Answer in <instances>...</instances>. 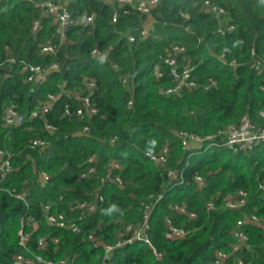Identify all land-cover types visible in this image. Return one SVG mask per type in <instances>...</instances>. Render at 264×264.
Masks as SVG:
<instances>
[{"label": "trees", "instance_id": "trees-1", "mask_svg": "<svg viewBox=\"0 0 264 264\" xmlns=\"http://www.w3.org/2000/svg\"><path fill=\"white\" fill-rule=\"evenodd\" d=\"M34 1H0V150L12 155L14 168L3 186L24 193L26 200L0 192V264H15L17 255L32 254L46 260L67 258L75 264H102L105 250L103 246L95 248L88 235L95 231L105 245L116 244L120 229L140 225L145 205L163 194L150 222V238L162 259L158 260L148 245L137 242L117 248L110 264H212L217 251H231L237 243L232 231L243 213L264 219V191L260 188L264 182V144L239 154L222 147L185 149L179 134H216L239 123L246 114L262 123L258 114L264 111V73L259 75L252 68V50L255 48L258 57L264 59V2L209 0L226 8L236 27L233 33L220 35L219 22L202 9L206 0H160L152 11L156 23L151 36L141 39L137 30L144 16L120 12L113 23L116 11L112 5L103 0H73L69 6L73 15L95 13L96 24L74 28L62 42L50 19H44L43 28L33 33V21L40 17L36 2L41 0ZM130 31L137 36L134 43L128 41ZM48 42L58 46L56 54L41 53L40 46ZM173 45L186 48L201 84L214 79L217 86L167 96L164 91L174 82L162 57ZM94 49L106 53L107 58H94ZM220 55H225L227 64L218 59ZM11 57L15 64L7 62ZM22 62L42 67L55 63L59 71L34 87L20 74ZM157 66L164 72L162 78L155 74ZM86 78L97 83L92 101L98 115L84 120L64 116L68 106H80L74 92L84 88ZM61 93L46 117L57 128L54 133L45 129L42 119L18 128L3 125V111L8 105L16 104L28 115L48 94ZM85 127L90 130L82 134ZM35 139L47 141L50 147L43 152L29 149ZM166 144L171 155L165 167L145 155ZM92 157L98 160L96 175L79 180ZM113 159L122 166V188L109 182L102 187L101 179ZM168 169L183 172L184 183L172 185ZM42 171L50 176L46 187L38 181ZM196 175L206 179L201 191ZM99 189L104 201L81 223V234L46 223L43 204L55 205L54 211L73 218L79 214L78 210L71 212L75 202L93 200ZM239 191L248 193L247 206L240 211L227 209L224 199ZM210 201L215 203L211 211L207 208ZM113 204L117 210L108 213ZM184 204L196 219L172 209ZM167 216L176 226L189 230L185 239H166ZM29 217L38 224L37 229ZM23 225L25 232L31 233L28 250L18 244ZM244 231L250 238V249L239 256L245 264H264V228L247 225ZM40 237L49 239L46 248L39 246Z\"/></svg>", "mask_w": 264, "mask_h": 264}, {"label": "built area", "instance_id": "built-area-1", "mask_svg": "<svg viewBox=\"0 0 264 264\" xmlns=\"http://www.w3.org/2000/svg\"><path fill=\"white\" fill-rule=\"evenodd\" d=\"M1 1V0H0ZM35 2L34 0H28ZM73 0H41L36 2L37 8L40 10V17L33 21L32 31L33 33L39 32L43 28V20H52L53 25L56 27L55 35L61 39V41L67 40V36L74 28H89L96 24L97 16L95 13L84 12L78 15H73L69 10V6ZM105 3L112 5L115 8L113 16V23L117 22L120 17V12L123 15L129 14H140L145 19L142 25L138 28L137 33L141 39H146L151 36L152 24L147 23V18L151 16L152 11L159 5L160 0H103ZM203 11L214 17L219 22L218 33L220 35H227L233 33L236 30L234 24L230 22L229 13L226 8L215 4L209 0L204 1L202 6ZM128 41L134 43L137 40V36L134 32L130 31L127 34ZM41 53L44 55H54L58 51V46L52 42L40 46ZM92 56L97 59L105 60L107 54L94 49ZM252 56L255 58L252 68L259 74L264 73V59L258 57L255 48L252 50ZM218 59L223 63L227 64L228 61L225 55L218 56ZM10 63H16L17 61L11 57L7 60ZM162 62L169 71V76L172 78L174 85L164 91L167 96L181 95L184 91L197 90L203 87L205 90H210L217 86V81L209 79L206 83L201 84L195 77V68L190 65V59L187 57V50L185 47L180 45H173L167 51L166 55L162 57ZM231 66L235 67L234 63H230ZM2 64H0V67ZM59 71L57 64H52L49 67H42L40 65H33L26 62L21 63V75L25 76V82L32 84L34 87H39L44 84L50 74ZM155 74L158 78L164 76V72L160 66L156 67ZM123 84L127 86L128 80L124 79ZM84 88L79 91L76 90L75 98L80 103V106L76 109H72L69 106L64 112L66 117H77L80 120L86 118H92L99 113L98 107L92 101L93 94L97 88V83L94 79H85L83 81ZM64 89V85L60 86ZM264 89V88H263ZM64 92V91H63ZM66 92V90H65ZM48 94L44 100L38 102L35 108L28 114H22L16 104L8 105L3 111V125L5 127H22L26 122H31L35 119L44 120V127L50 133H54L57 128L49 123L46 119L59 97L62 95ZM133 105V101L129 102V107ZM258 120L262 123L255 121L250 115H244L238 124L232 125L224 130L218 131L216 134L202 137L199 135L191 134L188 132H181L179 138L185 149H203L211 147H222L231 150L235 154L249 153L264 144V111L258 114ZM89 127H85L82 134L89 132ZM116 138L112 139L114 143ZM29 149L39 150L43 152L45 149L50 147V144L43 139H35L29 144ZM147 158L158 166L165 167L168 164L171 155V148L168 144L163 146L161 149L155 152L148 151L145 153ZM90 167L88 170L79 175V180L92 178L97 173L96 157H92L88 160ZM122 166L116 160H111L106 174L101 179L102 187L106 183H113L119 188L124 185L123 178L120 174ZM14 171L12 164V155L6 151L0 150V192H7L11 196L18 199L25 200V194L16 193L15 189H5L3 184L8 176ZM167 177L172 185H178L184 183L183 172H178L173 169H168ZM38 181L42 187H46L50 181V176L46 172H39ZM178 182V183H175ZM195 183L198 190H203L206 187V179L201 175L195 176ZM261 190L264 191V182L260 186ZM163 195H159L153 202L145 205L143 221L139 228H134L128 225L126 229L129 233L122 236V239L117 241L114 245H105L102 239L96 235V232H91L88 235V240L94 244L95 248L103 246L105 256L102 264H110L115 250L117 248H123L127 245H133L135 243H144L153 250L158 260L163 257L162 253L152 243L150 238L151 229V216L155 206L158 202L163 199ZM62 200V198H61ZM104 201V196L101 193V189L94 195L93 200L88 201H76L75 205L71 208V212L78 210L79 214L73 218H69L65 213L54 211L55 205L45 203L42 205V211L44 213L45 221L48 225L65 229L74 234H81L83 232L81 223L85 218L96 212L99 205ZM225 206L227 209L232 211H240L245 208L248 204V193L245 191H239L236 195H228L225 199ZM209 211L215 208V203L210 201L207 203ZM172 209L180 215H185L190 219H196L197 216L194 212H190L187 206L175 205ZM29 221L35 227L38 228V224L34 222L33 218L29 217ZM29 222V223H30ZM28 224V223H27ZM29 225V224H28ZM247 225H254L260 228H264V219L254 214L243 213V218L237 223L236 228L232 231L233 238L237 241L232 246L231 251H217L216 256L212 264H245L243 258L239 254L250 249V238L245 233L244 228ZM165 237L169 241H176L185 239L189 230L178 227L171 216L165 218ZM19 246L28 250V244L31 239V233H27L24 230V225L18 233ZM54 243L58 242V239H52ZM49 239L47 237H40L39 246L46 248ZM15 264H75L72 259H62L58 261L46 260L42 256L32 254L31 257H24L23 255H17L15 257Z\"/></svg>", "mask_w": 264, "mask_h": 264}, {"label": "rangeland", "instance_id": "rangeland-1", "mask_svg": "<svg viewBox=\"0 0 264 264\" xmlns=\"http://www.w3.org/2000/svg\"><path fill=\"white\" fill-rule=\"evenodd\" d=\"M146 20H147V23H153V24H152V29H154V25H155V23H156V19H155V17L151 14V16L148 17ZM235 124H238V123H233V124H231V125L225 127L224 129H226V128L232 126V125H235ZM211 135H213V134H211ZM204 137H206V136H204ZM130 225H131L132 227H134L135 229H136V228H139L138 225H132V224H130ZM127 233H129V230L126 229V227H122V228L120 229L119 234H118V241L121 240V239H122V236L125 235V234H127ZM62 259H66V258H61V259H59V260H62Z\"/></svg>", "mask_w": 264, "mask_h": 264}, {"label": "clouds", "instance_id": "clouds-1", "mask_svg": "<svg viewBox=\"0 0 264 264\" xmlns=\"http://www.w3.org/2000/svg\"><path fill=\"white\" fill-rule=\"evenodd\" d=\"M261 2H264V0H261ZM116 210H117V206L115 204H113L106 211L108 213H111V212L116 211Z\"/></svg>", "mask_w": 264, "mask_h": 264}]
</instances>
